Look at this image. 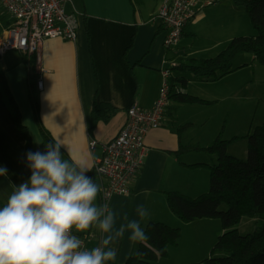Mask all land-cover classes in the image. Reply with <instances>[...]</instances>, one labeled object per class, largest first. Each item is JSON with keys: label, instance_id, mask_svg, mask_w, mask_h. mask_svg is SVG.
<instances>
[{"label": "crops", "instance_id": "crops-1", "mask_svg": "<svg viewBox=\"0 0 264 264\" xmlns=\"http://www.w3.org/2000/svg\"><path fill=\"white\" fill-rule=\"evenodd\" d=\"M224 1L215 2L214 9L199 8L179 45L167 51L163 47L166 29L157 19L165 0H74L79 12L75 41L48 39L37 56L29 57L19 51L0 56V68L5 76V82L0 81V167L7 168V175L0 176V207L15 186L31 177L26 154L46 152V145L54 143V138L62 141L61 152L66 159L69 149L76 159L88 161L91 171L87 175L95 173V164L103 157L105 145L124 128L130 108L135 104L153 108L170 61L213 58L219 54L213 52L228 46L231 33L224 38L222 34L231 27V30L238 28L234 13L241 12L232 1L219 20L212 17ZM227 21H230L228 26ZM12 23L0 7V42L7 37ZM209 27L215 29L209 31ZM201 36L206 41L213 36L218 38L212 47L205 48L208 50L194 51L193 40ZM40 69L48 72L43 76L44 89L38 91L36 79ZM230 75L214 82L188 75L189 84L183 90L215 104L218 99L211 92V85L222 87L218 82ZM6 85L10 93L5 90ZM32 87L38 95V112L31 102ZM211 105L171 100L161 128L147 136L150 154L140 175L130 184V194L115 196L110 202V209L126 212L129 219H138L135 209L144 205L149 212L142 222L144 228L156 222L182 230L178 247H171L170 257L160 261L161 264H197L206 260L207 250L223 232L216 219L185 224L168 206L170 193L198 198L209 191L210 172L190 166L214 165L216 156L178 152L189 146H210L201 131L205 132L210 123ZM96 108L100 111L98 116ZM92 140L98 143L94 151L90 149ZM96 203L102 204L101 192ZM93 228L88 233H74L89 249L100 246L105 235ZM128 236L126 232L117 242L116 259L107 263L126 264L135 256L130 252H137L141 243L133 245Z\"/></svg>", "mask_w": 264, "mask_h": 264}, {"label": "trees", "instance_id": "trees-1", "mask_svg": "<svg viewBox=\"0 0 264 264\" xmlns=\"http://www.w3.org/2000/svg\"><path fill=\"white\" fill-rule=\"evenodd\" d=\"M247 10L255 35L234 38L217 56L207 59L191 58L172 68L170 99L180 104L211 105L199 97L185 93L188 75L204 81H219L235 73L241 54H251L264 67V0H232ZM27 60V59H26ZM28 61V60H27ZM31 65V64H30ZM0 81L5 76L0 68ZM6 91L10 93L7 85ZM184 89V90H183ZM31 102L38 112V95L31 89ZM100 115L98 108L95 109ZM183 128H186L183 127ZM26 131V128L23 127ZM238 137L225 140L223 132L206 148L199 145L184 147L178 154L201 152L216 156L214 165L198 164L192 169L205 168L210 172L209 191L198 198L173 192L168 195L170 210L185 224L203 219H220L223 232L212 249L211 256L197 264H264V125L247 136L248 158L232 156L228 147ZM95 182L96 174H89ZM227 206V210H222ZM252 234L242 235L239 226L245 217L259 219ZM145 230L148 239L141 243L137 253L126 264H156L170 257L169 249L178 247L182 237L180 228L163 223H149ZM110 264V263H107Z\"/></svg>", "mask_w": 264, "mask_h": 264}, {"label": "clouds", "instance_id": "clouds-1", "mask_svg": "<svg viewBox=\"0 0 264 264\" xmlns=\"http://www.w3.org/2000/svg\"><path fill=\"white\" fill-rule=\"evenodd\" d=\"M53 140L46 152L26 154L31 177L0 207V264H107L116 259L115 245L126 232L133 245L146 241L147 208L138 205V219H129L126 212L97 204L102 188L87 175L88 161L76 159L69 149L66 159L62 141ZM6 175L7 168L0 167V176ZM93 227L105 235L100 246L89 249L74 233Z\"/></svg>", "mask_w": 264, "mask_h": 264}, {"label": "built area", "instance_id": "built-area-1", "mask_svg": "<svg viewBox=\"0 0 264 264\" xmlns=\"http://www.w3.org/2000/svg\"><path fill=\"white\" fill-rule=\"evenodd\" d=\"M214 3L211 0H165L157 18L166 29L164 49L168 51L177 47L187 27L197 17L199 8L207 9ZM0 7L13 22L7 30V37L0 42V56L10 51L37 56L48 39H77L79 12L74 0H0ZM176 66L175 61H170L165 69L153 108L145 109L136 104L131 107L124 128L105 145L103 157L95 164L96 180L102 188V204H108L109 208L115 196L130 194V184L138 178L149 157L146 139L149 133L162 126L171 103V69ZM38 71L36 86L41 91L44 89L43 76L48 71ZM97 144L95 140L90 142L91 151Z\"/></svg>", "mask_w": 264, "mask_h": 264}, {"label": "rangeland", "instance_id": "rangeland-1", "mask_svg": "<svg viewBox=\"0 0 264 264\" xmlns=\"http://www.w3.org/2000/svg\"><path fill=\"white\" fill-rule=\"evenodd\" d=\"M211 1L218 2V0ZM227 4H233L232 0H225L220 7L215 9L216 15L213 14L212 17L219 20L220 14L225 15L228 8ZM210 7L213 9L215 8V6ZM239 8L241 13L239 15L234 13V19L238 22V28L234 30H231L232 27L227 29L222 34L223 38L227 36L229 32L231 33L229 37H232V39L255 35V30L250 22L247 10L241 6H239ZM227 22L228 24L226 26L230 24V21ZM214 29L215 28L209 27V31H213ZM202 37L203 36L197 37L193 40L196 41L194 51L212 47L215 44L214 40L218 38V36H213L209 41H206V39ZM221 51L222 50L217 49L216 52L213 53L217 55ZM208 55H210V52ZM176 61L177 60H175V62ZM177 62L178 64L180 63L179 61ZM235 64L236 67H240V69L237 70L234 75H230L228 78L218 82L222 87L217 89V86L211 85V92L215 93L218 100L215 104L213 103L208 110V117L211 119L210 123L207 125V129L205 132L200 131L204 135L205 143L210 141L209 145L214 143L220 132H223V138L225 140L230 141L234 137H238L239 139L237 142H232L229 145L228 152L232 156L247 159V136L252 133L256 127L264 125V67L258 61H254L251 54L247 53L241 54ZM208 178H210V173ZM227 209V206H223L222 208L224 211ZM261 219L262 216H260L259 219L245 217L239 226L240 233L242 235L252 234L256 230L257 221ZM216 220L220 229V226L222 227L221 220ZM95 229L94 227L93 230ZM97 230L98 229H96V231ZM88 232L89 230L86 231V233ZM215 244L207 250L206 258L211 256Z\"/></svg>", "mask_w": 264, "mask_h": 264}]
</instances>
